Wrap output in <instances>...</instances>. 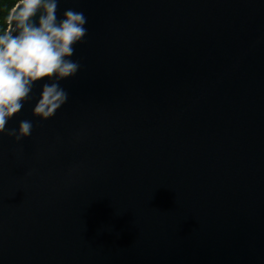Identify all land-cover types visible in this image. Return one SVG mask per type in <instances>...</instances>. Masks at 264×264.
Returning a JSON list of instances; mask_svg holds the SVG:
<instances>
[{
  "label": "water",
  "instance_id": "1",
  "mask_svg": "<svg viewBox=\"0 0 264 264\" xmlns=\"http://www.w3.org/2000/svg\"><path fill=\"white\" fill-rule=\"evenodd\" d=\"M68 9L67 103L0 134V264H264V0Z\"/></svg>",
  "mask_w": 264,
  "mask_h": 264
},
{
  "label": "clouds",
  "instance_id": "2",
  "mask_svg": "<svg viewBox=\"0 0 264 264\" xmlns=\"http://www.w3.org/2000/svg\"><path fill=\"white\" fill-rule=\"evenodd\" d=\"M57 8L58 0H17L0 31V134L16 142L30 137L34 125L25 119L6 128L14 114L31 104L33 117H54L69 96L60 82L81 68L72 57L85 42L87 17L72 9L58 17Z\"/></svg>",
  "mask_w": 264,
  "mask_h": 264
},
{
  "label": "trees",
  "instance_id": "3",
  "mask_svg": "<svg viewBox=\"0 0 264 264\" xmlns=\"http://www.w3.org/2000/svg\"><path fill=\"white\" fill-rule=\"evenodd\" d=\"M17 0H0V31L7 29V16Z\"/></svg>",
  "mask_w": 264,
  "mask_h": 264
}]
</instances>
